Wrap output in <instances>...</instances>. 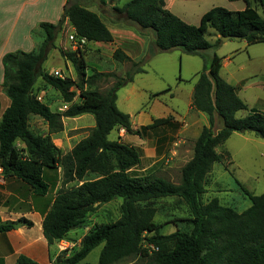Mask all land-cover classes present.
Here are the masks:
<instances>
[{"label":"trees","instance_id":"obj_1","mask_svg":"<svg viewBox=\"0 0 264 264\" xmlns=\"http://www.w3.org/2000/svg\"><path fill=\"white\" fill-rule=\"evenodd\" d=\"M243 1L244 10L212 8L202 16L199 25L188 24L169 11L165 0H132L122 7H112L114 23L150 37L145 56L138 61L121 49L113 53L114 60L131 65L125 77L100 72L88 75L82 51L59 50L75 66L79 82L61 80L44 71L43 65L51 51L57 49V32L66 21L75 29L77 38H85L89 43L114 42L99 14L74 0L67 2L57 24L40 23L45 38L35 50H18L3 57L2 86L11 103L0 121V168L8 177H16L30 186L38 197H46L50 192L46 170L62 168L63 183H76L57 192L45 215L43 234L49 247L66 240L99 206L122 199L121 217L116 222L96 226L82 239L78 251L68 257L61 253L51 264H92L84 261L100 246L102 250L95 264H118L137 256L149 257V246L158 249L150 257L151 264H264V193L253 195L243 187L251 205L242 212L223 206L217 197L206 204L202 202L209 175L214 165L222 161L217 149L234 133H253L264 139L263 112L253 109L246 117L237 116L249 108L236 88L221 77L220 56L215 53L210 65L197 75L192 108L206 114L209 125L203 127L192 158L181 170L180 184L157 175H131V170L142 162L143 150L109 138L115 128H121L143 139L150 130L171 122L170 118H155L150 125L135 129L131 116L117 105L118 92L133 83L136 75L146 72L145 63L150 57L176 49L187 55L203 56L204 51L221 46V37H240L249 46L264 44V0ZM101 2L106 4V0ZM258 7L262 8V14ZM210 30L217 34L214 42L207 39ZM40 78L58 91L65 103L72 104L68 110L54 112L38 100L35 86ZM110 78H114V83L106 92L101 91L98 83ZM179 82L183 80L179 78ZM74 88L80 91L77 104H73L78 95ZM170 91L169 87L155 96ZM87 114L94 116L95 127L70 153L62 155L51 134L63 130V118ZM31 115L48 123L50 135H37L30 130ZM217 119L222 128L215 133ZM17 141L25 148L19 150ZM169 197H178L188 205L192 217L190 231L160 233V225L154 221L156 210L150 204ZM21 226L31 228L33 222L21 218L0 223V234ZM144 242L148 247H144ZM17 264L36 263L20 256Z\"/></svg>","mask_w":264,"mask_h":264},{"label":"rangeland","instance_id":"obj_2","mask_svg":"<svg viewBox=\"0 0 264 264\" xmlns=\"http://www.w3.org/2000/svg\"><path fill=\"white\" fill-rule=\"evenodd\" d=\"M74 1L99 14L107 26L114 31H127L130 29V27L121 23L113 22L112 7H122L132 0H117L115 2L106 0V4H103L101 0ZM210 3H213L215 7L235 11L233 10L235 8L232 5L233 2L229 0H208L202 3L200 8L203 9ZM242 3H238L237 6H244ZM177 7L188 12V15H190L193 8L191 5H179ZM258 11L260 14L263 12L260 7H258ZM72 33V26L64 22L57 32L55 42L57 49L51 51L43 68L52 76H54L55 71H60L67 79L77 83L79 82V75L75 66L71 61L65 60L59 52V50L72 51L68 38ZM34 36L38 40V47L44 40L45 33L38 28L35 30ZM216 37L217 34L210 30L207 39L214 42ZM120 38L118 37V39ZM82 53L88 66V75L100 72L125 77L131 66L128 63H119L114 60L112 51H107L106 54H102L98 50L92 51L89 43L84 47ZM215 53L223 59L222 77L228 79L234 85L241 84L243 87L244 90L240 93L242 99L247 101L250 106H253L257 101L260 105L264 104V44L249 46L245 40L230 39L222 41L217 50L204 51L203 56L187 55L176 49L150 57L145 63L147 73L139 76L134 83L118 92L117 105L122 112L131 116L132 124L138 125L143 117L149 116L153 119L170 118L171 122L166 126L150 130L143 139L127 134L124 129H114L109 137L110 140H119L131 146H137L142 140L145 141L146 145L143 148L137 146L144 152L143 162L131 170V175H157L175 184L181 183V170L192 158L195 142L203 127L209 125L208 116L192 108V95L197 81V74L205 66L210 65ZM179 78L184 82L180 83ZM2 83L0 82V113H3L10 104ZM113 83L114 78H110L105 82L100 81L98 86L101 91L106 92ZM169 87L171 88L170 92L155 96L156 93ZM74 90L78 95L73 104H77L80 102V91L76 88ZM35 92L54 112L64 105L68 107L72 105L65 103L61 94L42 78L38 80ZM62 121L63 130L51 134V137L54 145L61 151L62 155H66L90 134L96 123L94 116L91 114L76 118L65 117ZM221 125L222 123L217 119L213 128L215 133L219 131ZM29 128L37 135H50L48 123L37 115L29 117ZM15 145L19 150L25 148L21 141H17ZM144 148L146 151H144ZM227 149L234 156L235 166H233L231 155ZM154 150L155 156H153ZM217 151L222 155V161L214 165L209 175L206 193L202 196V202L206 204L217 197L223 206L232 207L242 212L251 205L243 192V187L251 190L254 195L264 193L263 188H259L257 191L252 190V183L255 179L264 182V176L261 174L264 172V139L255 136L253 133H249L245 137L236 134L220 146ZM23 153L26 155V151ZM45 179L50 184V192L46 198L48 207L53 202L57 192L61 189L71 188L76 184L65 185L63 183L62 168L46 170ZM121 204L122 199L118 198L99 206L95 212L90 213L84 222L67 236L65 241L72 245L70 248L60 251L58 248L59 242L51 247V260L59 251L60 254L65 253L67 257L73 255L81 248L82 239L93 228L101 224L116 222L121 217ZM150 205L156 210L154 221L160 225L162 235L192 229L190 209L182 199L178 197L162 198ZM27 231L31 237H34L39 233V227L36 226L31 230L27 228ZM144 247H147L146 242H144ZM101 250L102 246L93 250L84 262L97 263ZM152 254L153 251L150 249L149 257L137 256L118 264H151L150 257ZM11 264H17V261H12Z\"/></svg>","mask_w":264,"mask_h":264},{"label":"crops","instance_id":"obj_3","mask_svg":"<svg viewBox=\"0 0 264 264\" xmlns=\"http://www.w3.org/2000/svg\"><path fill=\"white\" fill-rule=\"evenodd\" d=\"M68 1L71 0H0V82H3L4 79L3 57L7 53L16 52L18 50L24 52H32L35 50L38 41L34 36L35 30H37L40 23L43 22L57 24L61 19ZM206 1L208 0H165L166 8L169 11L191 25H199L202 16L215 7L213 3H210L208 6L201 9L200 5ZM240 2H243L242 4L244 6H237ZM179 5L193 6L190 15H188V12L178 9L177 6ZM232 5L235 6V8H233L235 11L244 10L246 7V3L243 0L235 1ZM109 29L114 36V42L89 43L92 47V51L98 50L101 51L102 54H106L107 51H112L114 53L115 50L121 49L135 61L140 60L145 55L150 43V37L139 35L133 28L127 31L119 30L118 32L111 28ZM118 37L121 38L118 39ZM223 67L224 64L222 69ZM146 73L147 70L143 74ZM143 74L136 75L134 82ZM224 80L236 88L238 96L242 99L240 93L244 89L241 84L234 85L228 79ZM243 101L247 104L249 110L241 111L243 113L239 112L237 114L239 118L248 116L250 110L253 109L264 113V104L260 105L259 101H257V103L255 102L253 106H250L247 101ZM6 109L3 113H0V121ZM152 122V117H143L142 120H140V124L136 125L133 123V127L138 129L142 126L150 125ZM220 128H222V125ZM236 134L239 135V133H234L229 140ZM248 134L249 133L241 134V136L245 137L248 136ZM145 145V141L143 142V140L140 144H137V146H141L142 148ZM144 151H146L145 148ZM227 151L231 155L233 166H235L232 152L228 149ZM153 156H155V150ZM261 174L264 176V172ZM259 188L264 189V182L255 179L252 183V190L257 191ZM249 192H251V190H249ZM251 193L253 194V192ZM46 198L47 196H35L30 186L16 177H8L0 170V223L18 221L21 218H27L33 222V227L31 228L21 226L6 234H0V264H11L12 261L16 262L20 256H25L33 260L36 264H51V262L59 256L60 251L57 252L51 260V247H49L43 234V221L47 211L52 205L51 202L49 207L47 206ZM36 226L39 227V233L31 237L28 234L27 228L31 230Z\"/></svg>","mask_w":264,"mask_h":264},{"label":"built area","instance_id":"obj_4","mask_svg":"<svg viewBox=\"0 0 264 264\" xmlns=\"http://www.w3.org/2000/svg\"><path fill=\"white\" fill-rule=\"evenodd\" d=\"M66 23L68 24V22L66 21ZM73 29V33L69 35V42L71 43V50L72 51H82L84 49V47L89 43L85 38H77L76 37V32L75 29L72 27ZM54 76L61 79V80H65L67 77L60 71H55L54 72ZM38 100L40 102H43V99L41 97H38ZM70 107V106H69ZM67 105H64L62 107H59L57 110L58 112H65L66 110H68L69 108ZM0 170L2 171V169L0 168ZM72 245L68 244L67 241L62 240L59 242L58 248L60 251H65L68 248H70ZM148 247V246H147ZM148 248H150L152 251H156L158 250L156 247L154 246H149Z\"/></svg>","mask_w":264,"mask_h":264},{"label":"water","instance_id":"obj_5","mask_svg":"<svg viewBox=\"0 0 264 264\" xmlns=\"http://www.w3.org/2000/svg\"><path fill=\"white\" fill-rule=\"evenodd\" d=\"M222 41H228L230 39H236V40H241L240 37H221Z\"/></svg>","mask_w":264,"mask_h":264}]
</instances>
